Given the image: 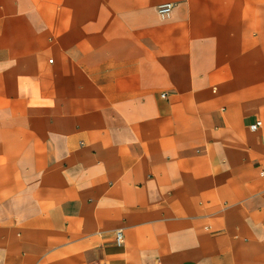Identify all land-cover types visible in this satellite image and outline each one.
<instances>
[{"label": "crops", "instance_id": "crops-1", "mask_svg": "<svg viewBox=\"0 0 264 264\" xmlns=\"http://www.w3.org/2000/svg\"><path fill=\"white\" fill-rule=\"evenodd\" d=\"M0 264H264V0H0Z\"/></svg>", "mask_w": 264, "mask_h": 264}, {"label": "built area", "instance_id": "built-area-1", "mask_svg": "<svg viewBox=\"0 0 264 264\" xmlns=\"http://www.w3.org/2000/svg\"><path fill=\"white\" fill-rule=\"evenodd\" d=\"M173 4L172 3H163L160 4L157 8L158 14L161 17H168L172 12ZM261 126L260 121H256L254 124L250 126L251 130L255 131ZM116 243L117 245H121L123 243V235L121 231L116 232Z\"/></svg>", "mask_w": 264, "mask_h": 264}]
</instances>
